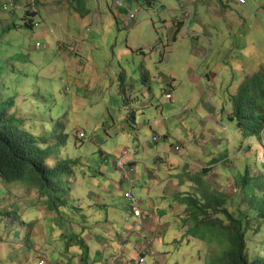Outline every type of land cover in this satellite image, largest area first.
<instances>
[{
  "label": "rangeland",
  "instance_id": "1",
  "mask_svg": "<svg viewBox=\"0 0 264 264\" xmlns=\"http://www.w3.org/2000/svg\"><path fill=\"white\" fill-rule=\"evenodd\" d=\"M125 4L127 10L138 8L132 22L114 0H0V102L13 99L9 113L16 111L31 126L43 123L52 131L60 124L53 136L66 133L68 147L57 150L55 163L76 161L57 188L64 201L58 213L49 212L45 198L23 182L0 180V208L16 213L15 224L26 225L34 244L29 249V240L19 235L23 240L15 241L11 230L0 227V264H70L71 258H80L76 241L68 253L64 250L71 236L84 243L100 240L108 233L101 228L108 212L116 214L112 223L125 225L122 194L130 187L117 166L124 148L143 143V157L150 152L164 158L172 142L183 146L171 155H187L194 162L193 172L185 177L184 189L190 192L199 183L191 175L205 169L210 184L230 193L249 163L255 174L262 173L257 162L259 156L264 162V145L243 140L229 110L245 80L264 66V0H157L160 11L140 0L138 7ZM188 12L191 15L183 17ZM179 18L184 23L181 32ZM207 72L211 81L203 79ZM200 78L205 84L196 83ZM165 91L173 93L171 100ZM200 97L212 103V111L204 104L192 107ZM142 100L154 106L144 107ZM185 107L189 109L182 112ZM211 115L224 119L231 137L224 151L218 149L223 155L216 157L227 159L208 166L216 163L206 162L215 146L206 153L207 141L195 142L202 132L183 120L192 118L201 128L205 126L200 119ZM160 118L166 123L158 122ZM180 176L170 184L179 183ZM122 185H128L125 191ZM127 225L129 230L133 226ZM162 233L169 239L168 231ZM152 238L154 233L147 232L143 243ZM181 239L173 235L162 247L168 252L164 264H208L212 250L205 242ZM139 260L136 255L135 264Z\"/></svg>",
  "mask_w": 264,
  "mask_h": 264
},
{
  "label": "trees",
  "instance_id": "2",
  "mask_svg": "<svg viewBox=\"0 0 264 264\" xmlns=\"http://www.w3.org/2000/svg\"><path fill=\"white\" fill-rule=\"evenodd\" d=\"M251 76L245 80L229 117L236 121L243 140L252 139L263 146L264 66ZM13 106V99L0 102V180L23 182L45 198L49 212H57L58 204L64 202L57 188L59 190L69 164L76 162L68 158L57 159L55 163L54 156L68 147L66 133L53 136L60 124L52 131L43 123L39 127L29 125L16 111L9 113ZM257 166L262 173L255 174L249 163L233 193L210 184L206 180L208 169L191 175L192 180L199 183L182 198L185 207L182 223L187 237L200 239L211 248L208 264H264V162L260 156ZM17 220L15 212L0 208V227L11 230L15 241L23 240L16 236L25 237L30 241L26 247L32 249L29 230L22 222L16 225ZM73 237L75 235L69 238L70 243H66L64 250L70 251L71 242L76 241L83 251L82 261L89 264L87 245L81 237ZM143 245L145 243L137 250L140 259L144 256Z\"/></svg>",
  "mask_w": 264,
  "mask_h": 264
},
{
  "label": "crops",
  "instance_id": "3",
  "mask_svg": "<svg viewBox=\"0 0 264 264\" xmlns=\"http://www.w3.org/2000/svg\"><path fill=\"white\" fill-rule=\"evenodd\" d=\"M125 1L127 5H131V6L135 5L136 7H138L139 0H125ZM140 1L143 4H145L144 0H140ZM146 3L149 4L150 7H152L153 9H157L158 11H160L161 9L157 5V0H153L152 2H146ZM122 8L126 12V8L125 7ZM185 15L186 14H184L183 17H185ZM125 17H126V13H125ZM177 20H178V30L179 32H181L184 27V23L181 18ZM204 78H207L209 81L213 79V77L208 72L207 74H205V76H203V79ZM203 79L202 78L198 79L196 83H199V81H202L204 83ZM170 81L171 84H173V79H171ZM138 90L141 93L146 91L144 85L139 86ZM141 102L144 107L154 106V103L152 101L142 100ZM189 104L187 103L186 106H188ZM201 104H204L209 111H212L213 108L212 103L206 102L203 99V97H200L197 100L196 105L192 107L194 109H197L201 107ZM187 108L189 109V107ZM183 110L184 108H182V112H185ZM231 113L232 110H229V116L231 115ZM211 118L212 119H204V118H202V120L200 119V123L203 122L202 126H205L201 128L196 127L197 124H195L196 122L192 118L185 117L183 120L184 122L188 123L190 127L198 129L200 132H202L203 134L202 137H205L207 141V144L205 146L206 153H211L212 147L215 146V152L211 154L210 157L206 158V162L216 160L217 153H219V155H223V152H219L218 149H220V151H224V149L229 145L230 137H231V133L227 132L228 127L223 128L224 125L222 124H226L224 123L225 122L224 119L221 121L213 115H211ZM157 120L162 124L166 123V119L164 118L163 119L160 118ZM149 127L151 128V123L149 124ZM213 136H215L216 138L218 137L220 141L218 140L217 142L218 143L221 142V143L220 144L216 143V138H213ZM168 137H170V133L166 134L167 139ZM199 138L200 137H197L195 139V142H198ZM182 141L183 143L181 144L186 145L185 141L184 140ZM195 142L193 141V143ZM140 144H142V147L144 148L143 143ZM175 144H176L175 142L174 143L172 142V144L168 147V154H170L168 157L165 156L164 158H162L160 154L151 155L150 152L144 153L145 154L144 157L141 155L142 153L141 152L137 157V162L135 164L136 173H134V179H135L134 189L135 188L137 189L136 192L133 189V192L137 196L145 200L144 209L146 212H150L152 214V221L148 220L147 218H144L141 223L139 220L134 219L129 224L132 225L138 224L140 225L139 229L141 230L138 231L139 229H133L132 227L129 230V227L127 225L128 224L127 217L129 210L128 208H126L127 201L124 198V194H122L123 199L126 201V203L124 204V209L126 210V214H125L126 224L118 227L116 224L111 222V219L114 218L116 214L113 212L107 213L106 219L104 220V224L101 226V228H105V231H107L108 233L106 235H103L104 237H102L98 241L88 240L85 243L89 250V264H107L112 259V257L118 254L119 252H123V254L125 255L127 260L126 264H135V256L137 255V250L139 251L140 246L143 243L147 232H149L150 235H152V232L154 233V236L156 237V249L159 254L158 261L164 263V259L165 257L168 256V252L163 250L161 251L162 247L169 245L171 243V241L173 240V235L182 236V239L187 237L186 228L183 226V223L182 224L180 223V220L183 222V217H184L183 213L185 211V207L182 205V198H183L182 194L185 195V193H188V189L186 190L184 189L185 183L187 182V179H185V177L187 176L188 173H190V171H192L190 170V168H192L190 164L194 162H192V159L189 158L187 155H182V157L180 156V158L178 159L172 158L173 155H171V153H174V151L171 152L170 149L171 147L173 148V145ZM139 145H137V147ZM220 145H225V146L222 148L220 147ZM136 149H130V150L134 151ZM226 159L223 158V160ZM220 161L221 160H216L215 161L216 163L209 164L208 166H213L219 163ZM178 173H181L179 183L170 184V179L175 177V175ZM127 186L128 185H122L121 186L122 191H125ZM169 222L174 224L175 227L178 226L179 233L176 230L177 228L175 227L171 228L168 225ZM157 231H159V234ZM165 231L169 232L167 233V237L170 236L169 239H167L164 236V233H162ZM104 240H106V242H104ZM81 254H83V251L80 249L79 255L81 256ZM82 257L83 256L78 258V256H76L75 258H71L70 264H85L82 261ZM152 261L153 259L149 258L150 264H152ZM57 263L60 262H54L51 264H57Z\"/></svg>",
  "mask_w": 264,
  "mask_h": 264
},
{
  "label": "built area",
  "instance_id": "4",
  "mask_svg": "<svg viewBox=\"0 0 264 264\" xmlns=\"http://www.w3.org/2000/svg\"><path fill=\"white\" fill-rule=\"evenodd\" d=\"M146 2H152L153 0H144ZM239 3H244L245 0H237ZM118 7H125L126 8V19L128 22H132L136 17V12L138 8L134 10H127V6L125 4V0H114ZM5 5V4H4ZM3 5V6H4ZM2 6V7H3ZM5 9H8L7 5L4 6ZM187 16L191 15V12L186 14ZM40 44L37 43V46ZM164 96L166 99L171 100L173 98V94L171 91H165ZM187 109V108H184ZM227 128V126H223ZM84 134H81V137L84 138ZM152 140L157 142L158 138L156 135H152ZM173 151L178 152L180 151L181 147L179 144L173 146ZM143 147L140 144L136 150H130L129 148H125L122 151V157L118 159L117 166L122 171L124 180L128 182L130 189L126 190L124 193V198L127 200V208L129 209L127 223H130L134 219L139 220L142 223L144 218L152 221V214L150 212L144 211L145 200L139 196H137L134 192V178L132 174L135 172V164L137 162L138 155L142 152ZM133 229H139L140 225L135 224L132 226ZM146 243V242H145ZM142 252L144 256L141 257L138 264H150L149 258L153 259L152 264H162L158 261V251L156 249V239L152 238L148 241L147 244L142 246ZM127 260L123 252H119L118 254L114 255L112 259L107 264H126ZM38 264H48L45 260H41Z\"/></svg>",
  "mask_w": 264,
  "mask_h": 264
},
{
  "label": "clouds",
  "instance_id": "5",
  "mask_svg": "<svg viewBox=\"0 0 264 264\" xmlns=\"http://www.w3.org/2000/svg\"><path fill=\"white\" fill-rule=\"evenodd\" d=\"M228 127V126H227ZM224 128V127H223ZM213 138H216L215 136H213ZM199 139H204V140H206V138L205 137H200ZM176 144H178V143H176ZM175 144V145H176ZM180 145V144H179ZM174 146V145H173ZM180 147H181V149H182V146L180 145ZM125 149V148H124ZM180 149V150H181ZM172 150H174L173 148H172ZM175 152V151H174ZM176 153H180L179 151L178 152H176ZM125 193V192H124ZM127 201V200H126ZM128 203V202H127ZM128 205V204H127ZM126 208H127V206H126ZM129 210V209H128ZM144 211H145V209H144ZM146 212V211H145ZM162 264H164V263H162Z\"/></svg>",
  "mask_w": 264,
  "mask_h": 264
},
{
  "label": "bare ground",
  "instance_id": "6",
  "mask_svg": "<svg viewBox=\"0 0 264 264\" xmlns=\"http://www.w3.org/2000/svg\"><path fill=\"white\" fill-rule=\"evenodd\" d=\"M173 94V93H172Z\"/></svg>",
  "mask_w": 264,
  "mask_h": 264
}]
</instances>
